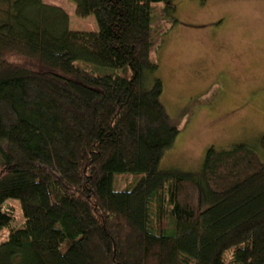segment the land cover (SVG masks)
Instances as JSON below:
<instances>
[{
	"label": "trees",
	"instance_id": "1",
	"mask_svg": "<svg viewBox=\"0 0 264 264\" xmlns=\"http://www.w3.org/2000/svg\"><path fill=\"white\" fill-rule=\"evenodd\" d=\"M0 0V264H264V161L210 146L200 170L160 168L180 129L161 102L152 5ZM204 4L206 0H197ZM177 23L176 20H174ZM264 151V135L258 140ZM138 176L123 191L115 175Z\"/></svg>",
	"mask_w": 264,
	"mask_h": 264
},
{
	"label": "rangeland",
	"instance_id": "2",
	"mask_svg": "<svg viewBox=\"0 0 264 264\" xmlns=\"http://www.w3.org/2000/svg\"><path fill=\"white\" fill-rule=\"evenodd\" d=\"M62 8L69 29L96 31L95 18L78 19L68 0H44ZM175 13L161 15L165 4L152 5L154 47L159 64L162 104L180 133L160 168L196 172L210 146L229 149L247 144L264 161L258 140L264 135V0H174ZM177 21V23L174 22ZM138 176L115 175L113 188L123 191ZM10 228L23 226L20 202L8 200Z\"/></svg>",
	"mask_w": 264,
	"mask_h": 264
}]
</instances>
